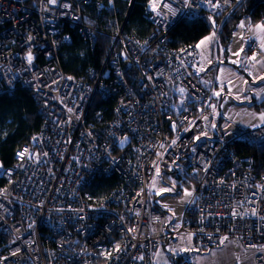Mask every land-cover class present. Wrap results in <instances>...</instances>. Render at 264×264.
I'll return each instance as SVG.
<instances>
[{
	"label": "built area",
	"instance_id": "1",
	"mask_svg": "<svg viewBox=\"0 0 264 264\" xmlns=\"http://www.w3.org/2000/svg\"><path fill=\"white\" fill-rule=\"evenodd\" d=\"M237 1L150 0L144 38L124 33L128 10L101 66L75 78L57 63L67 28L93 45L98 29L85 9L113 11L115 0H0V94L29 89L42 117L31 143L0 168V233L8 237L0 264H156L169 237L168 212L150 189L158 171L195 183L177 218L188 251L173 264H195L193 249L225 238L264 264V175L236 148L264 146V123L223 120L209 130L215 75L196 76V44L173 48L168 35L181 18L202 13L216 33V19ZM109 98V116L90 115ZM259 107L264 112V97ZM109 176L114 186L97 184Z\"/></svg>",
	"mask_w": 264,
	"mask_h": 264
},
{
	"label": "trees",
	"instance_id": "2",
	"mask_svg": "<svg viewBox=\"0 0 264 264\" xmlns=\"http://www.w3.org/2000/svg\"><path fill=\"white\" fill-rule=\"evenodd\" d=\"M150 0H115V9L101 13L94 6L88 5L85 13L97 26V38L93 45L88 39H84L74 28H67L70 42L63 44L57 55V63L60 70L75 78L86 77L90 70L98 69L104 60L111 41L110 35L115 30V21L121 22L128 13L124 33L134 34L138 38H144L151 32L150 23L144 18L143 11ZM130 6V7H129ZM250 19L251 23L264 22V0H240L234 2L221 18L216 19L215 53L221 52L226 56L228 44L238 23L244 19ZM213 31L208 15L202 13L193 18H181L168 31L170 45L173 48H183L191 44H197L205 35ZM113 105L112 98L99 100L94 104L90 115L95 110H101L105 116H109ZM42 117L31 91L26 88H16L12 93L0 94V168H6L13 164L17 149L31 143L32 136L39 130ZM237 151L241 154H251L254 158V172L257 176L264 175V146L249 145L243 142L236 143ZM172 173V172H171ZM162 172L163 175L171 174ZM173 174V173H172ZM174 195L180 196L191 182L186 180L182 184L175 178ZM97 184L114 186L117 183L115 176L98 179ZM95 182V183H96ZM7 234L0 233V240L7 239ZM180 259L181 256H177ZM170 259H173L170 255Z\"/></svg>",
	"mask_w": 264,
	"mask_h": 264
},
{
	"label": "crops",
	"instance_id": "3",
	"mask_svg": "<svg viewBox=\"0 0 264 264\" xmlns=\"http://www.w3.org/2000/svg\"><path fill=\"white\" fill-rule=\"evenodd\" d=\"M242 22L243 27L240 26ZM262 24H264V22L251 23L248 18L242 19L236 26L231 41L228 44L226 56H223L221 52L215 53L216 33L212 31L210 34L208 33L205 35V37H209V39L200 47H197L200 51V58L199 65L194 69V73L198 77L214 73V95L219 85L223 88V92L217 95L216 106L213 109V111L217 109L215 115L218 120L217 127L223 120L242 126H255L264 123V120L261 119V114L264 112L259 107V103L264 97V28L257 27V25ZM205 37L197 44H200ZM250 44H254L252 49H250ZM222 57L226 63L222 65L225 66H221ZM217 59H220L221 61L219 60V62L221 63H218ZM226 67L232 69L239 67V70L236 72L238 74V80L241 81L239 87L232 85V81L229 77L230 72H227L228 70L226 71ZM242 72H245V74H242ZM175 196H155V199L161 207L167 210V212L175 210L176 216L179 218L189 199V194L182 205L175 200ZM173 245H175L174 250L176 252L181 251L183 248L188 249L187 236L181 232H177V237L174 239ZM159 249L154 253L155 260ZM209 249L215 254V259L222 260L228 256L233 258L234 255L243 252L247 258H249V264H256L254 257L255 251L253 249L244 248L237 238H225L221 240L218 245L206 250ZM170 255L173 259H169V261L172 263L173 260H177V256H182L181 253H175L168 254V258H170ZM195 255L196 254H193L194 257Z\"/></svg>",
	"mask_w": 264,
	"mask_h": 264
},
{
	"label": "rangeland",
	"instance_id": "4",
	"mask_svg": "<svg viewBox=\"0 0 264 264\" xmlns=\"http://www.w3.org/2000/svg\"><path fill=\"white\" fill-rule=\"evenodd\" d=\"M210 33L211 32H209V34ZM217 60H218V63L222 62L221 66H225V65H222V64H226L223 57H222V61L220 59H217ZM219 60L221 62H219ZM226 68H227L226 71L228 70L227 72H230L229 77L232 81V85L239 87L241 81L238 80V74L236 73L237 70H239V67L233 68V69L230 67H226ZM242 74H245V72H242ZM220 92L221 93L223 92V88L222 86L219 85V87L216 89V93H220ZM216 93H215V96L216 98H218ZM216 112H217V109H215L214 111L212 110L213 119L210 123V126L208 127L209 130H213L215 127H217L218 120L215 116ZM175 183L176 181L171 175L169 174L163 175L160 171H158L154 177V180L151 184L150 189H151L152 194L157 197H160V196L165 197L168 195H174V191L176 187ZM194 188H195V183L191 182L180 196L176 197L174 195L176 198L175 200L180 205H182L183 201L184 202L186 201L188 197V192L190 191V189L193 190ZM186 190H187V194H186ZM167 218H168V222H167L168 230L167 231H168L169 237L167 239H164L163 246L159 249L156 255V260H155L156 264H173L171 261H169L170 258H168V254L181 253L182 255L183 253L188 251L187 248H183L181 251H178V252L174 250L175 245H173V242H174V239H176L177 237V230L179 228L176 211L175 210L168 211ZM193 254H196L194 257L195 264H249L248 263L249 258H247V256L243 252L234 255L233 258L228 256L226 258H223L222 260L215 259L216 256L214 253L210 251V249L209 250L193 249Z\"/></svg>",
	"mask_w": 264,
	"mask_h": 264
},
{
	"label": "snow or ice",
	"instance_id": "5",
	"mask_svg": "<svg viewBox=\"0 0 264 264\" xmlns=\"http://www.w3.org/2000/svg\"><path fill=\"white\" fill-rule=\"evenodd\" d=\"M49 2L54 4V3H56V0H49ZM185 6H188V0H185ZM213 6H215V5H213ZM240 26L243 27V22H242V24H241ZM257 27H258V28H264V24H262V25H257ZM29 39H32V37H29ZM208 39H209V37H205V39L202 40V41L200 42V44H197L196 47H200V46H201L202 44H204L205 41L208 40ZM27 58H28L29 61L32 60V55H31L30 52L28 53ZM181 91H183V89H182ZM216 94L219 95V93H216ZM70 111H71V110H70ZM261 119L264 120V113L261 114ZM197 139H199V137H197ZM25 151H26V150H25ZM18 155H19L20 157H23V156H24V152H20V153H18ZM186 194H187V190H186ZM165 207H167V206H165ZM30 227H31V225H30ZM119 249H120V246H119V245H116V246H115V250H116V251H119Z\"/></svg>",
	"mask_w": 264,
	"mask_h": 264
}]
</instances>
